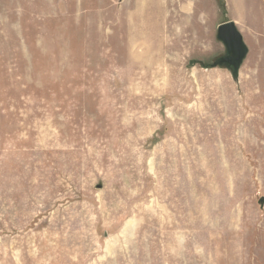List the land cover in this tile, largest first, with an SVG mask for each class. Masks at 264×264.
Listing matches in <instances>:
<instances>
[{
	"label": "rangeland",
	"instance_id": "1",
	"mask_svg": "<svg viewBox=\"0 0 264 264\" xmlns=\"http://www.w3.org/2000/svg\"><path fill=\"white\" fill-rule=\"evenodd\" d=\"M262 196L264 0H0V264H264Z\"/></svg>",
	"mask_w": 264,
	"mask_h": 264
},
{
	"label": "water",
	"instance_id": "2",
	"mask_svg": "<svg viewBox=\"0 0 264 264\" xmlns=\"http://www.w3.org/2000/svg\"><path fill=\"white\" fill-rule=\"evenodd\" d=\"M217 38L225 46L226 53L217 58L212 66L227 68L233 79L237 80L240 76V69L249 52L244 36L236 22L229 20L218 26ZM259 204L264 207V196L260 197Z\"/></svg>",
	"mask_w": 264,
	"mask_h": 264
}]
</instances>
